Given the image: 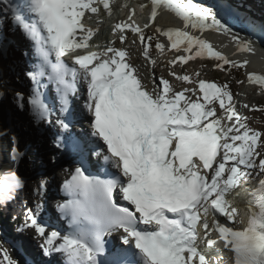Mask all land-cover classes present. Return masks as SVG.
Wrapping results in <instances>:
<instances>
[{
  "label": "snow or ice",
  "instance_id": "obj_1",
  "mask_svg": "<svg viewBox=\"0 0 264 264\" xmlns=\"http://www.w3.org/2000/svg\"><path fill=\"white\" fill-rule=\"evenodd\" d=\"M139 7L150 8L143 28L131 9L127 21L110 31L122 43L126 30L138 34L143 56L153 65V38L144 30L155 26L158 14L167 10L181 26L156 31L167 37L171 49L185 53L170 64L207 57L217 61L219 69L248 66L247 59H229L204 38L222 33L231 37L236 52H254L252 41L233 33L211 8L196 0H148ZM101 11H113L110 0H0V40H7L8 32L19 34L29 49L22 53L28 70L17 76L30 82L28 94L16 92L13 101L37 126L52 129L56 149L71 154L79 165L63 183L70 198L56 205L71 230L47 233L39 200L31 201L19 230L34 228L44 238L43 254L62 257L58 264H103L105 237L114 233L128 247L113 264H221L223 257L215 254L222 250L232 253L231 264H264V178L250 192L246 221L238 220V208L229 199L249 178L264 177L262 134L243 122L228 84L199 79L202 103L199 96L186 95H196L195 89L176 91L162 77L145 80L126 62L129 53L124 48L109 45L90 51L97 30L86 26L85 14L98 16ZM166 47L155 43L161 53ZM177 79L192 82L188 74ZM247 80L264 88V75L250 72ZM78 85L86 87L79 121L71 100L80 92ZM217 101L233 123H221ZM78 122L86 127L73 131ZM11 139L14 168L0 176V204L5 205L27 185L15 170L26 153L15 136ZM101 161L110 178L85 174L89 165ZM46 186L47 178H41L32 194L42 195ZM114 196L128 206H120ZM0 253V264H17L7 250Z\"/></svg>",
  "mask_w": 264,
  "mask_h": 264
},
{
  "label": "bare ground",
  "instance_id": "obj_2",
  "mask_svg": "<svg viewBox=\"0 0 264 264\" xmlns=\"http://www.w3.org/2000/svg\"><path fill=\"white\" fill-rule=\"evenodd\" d=\"M132 1L135 2L136 0H132ZM139 1L141 3H145L146 5L148 4V0H139ZM221 1L228 3L229 8L228 9L222 8L220 6ZM196 2L202 4L205 7L211 8L214 12H216L217 16L220 17L218 19H220L222 21V23L226 22L227 19L229 18V19H231V21H235V23L238 22L239 24L240 23L251 24L253 30H255V31H257V33L261 34V36L264 39V0H196ZM132 8H133L132 3H130L126 7L124 5V8H122L121 11H124V9H127L129 11V9L131 10ZM143 10L147 15L149 12V15H150V8L146 7ZM123 15H124V13H123ZM135 17H134V20H135ZM107 18L111 19L110 16H108ZM222 18H223V20H222ZM244 22H250V23H244ZM155 26L163 29V28H166L168 26H181V25L177 22V20L175 19V17H173L172 14L167 13V14H164V16H161L160 14H158V20H157ZM227 26L229 27V25H227ZM244 28H246V27H244ZM230 29L232 31H234L233 28H230ZM150 30H151V27H149L146 32L148 33ZM129 31L130 30H126L125 33L126 32L128 33ZM109 34H110V36H107L105 38L106 39L105 40L106 46H104V47H107L109 45L113 46V44H116L117 41L119 40V38L117 36L113 37V34L112 35H111V33H109ZM194 34L199 35V33H194ZM236 34H237V36H240V35H238L239 32ZM7 37H8L7 40H0V92L4 93V95L2 97H0V158L3 161L6 159L5 147L9 146L11 148V146H12V142H11L12 133L9 134L7 139H6L4 134L7 131L10 132V129H8V126L11 125V122H12V126H13V117L15 116L14 114H15L16 109H17L16 106L11 103L10 99L12 98V92L14 90L15 91L18 90L17 84H19V81L17 79V76H19L21 73L25 72L24 66H26V59L22 55V53L28 49L26 47V42L19 36V34H14L12 32H8ZM240 37H243V38H246V39H249L252 41L253 48H254L253 53L236 52L234 42L231 40L230 36H226V35L220 34V33H213V34L204 35V38L209 39V42L212 43L213 46L217 50L224 51L225 53H228V57H232V59L237 58L238 60H241L242 56H244V55L248 56V57H245V59H247L249 61L247 68H249L250 72H255L258 74V72L260 70H262L263 73L261 75H264V45L257 43V41L255 42L248 35L240 36ZM164 39H165V41H164ZM164 39L161 40V43H164L167 45L164 52L161 53V51L158 49V51H157L158 53L151 54L152 55L151 59L156 61L155 65H153L151 63V60H149V59H147L145 61H143V58H140V57H139V59H137L138 67L142 68L143 71L145 72V74H140V76L144 77L145 80H147L149 76L154 77L155 70H158L159 67H165L166 70L168 71V73L164 72L161 75L159 74L160 77H162L164 79H168L170 84L174 87V89L176 91H183L185 88H182L180 83H173L171 81L170 77L168 76L169 73L172 74L173 71L176 72V70H175L176 68L173 67V65L170 64L166 58H162V56L164 54H167V53L174 54L175 56L178 54H185V53H183L182 51L180 53H177L175 50L170 48V42H166V39H167L166 36ZM255 47H257V48H255ZM123 48L126 50V48H128V47L124 46ZM232 53H234V54H232ZM128 59H129V57H128ZM210 61H211V58H207L205 60H200L199 58H195L193 60H189L186 64L182 63V65L184 67H186L187 65H189V66L191 65L192 67H195L194 68L195 71H198V66L199 67L203 66V65H205V63L210 62ZM246 82L248 85L254 84V83H249L248 80ZM256 85L261 87L259 84H256ZM12 89H14V90H12ZM84 93H85V97H86V92H84ZM198 94H199L198 90H196V95H192L191 92L188 93L189 96H192V99L196 98ZM80 114H79L78 108L76 107V114L74 116L75 119L76 118L78 119ZM43 128L45 129L47 135H49L50 144L52 146L51 148H52V151L55 155L54 157L57 158L59 156V153L61 154V152L58 149H56V147L53 144V130L46 128V126H44ZM79 128L80 127H78L76 125V127L74 126L73 129H74V131H77V130H79ZM5 129L7 131H4ZM256 129H258V128H255V130ZM256 131H258V130H256ZM27 146H29V147L31 146L32 149L34 147V145H31V144L29 145L26 143L25 147H27ZM37 155H38L37 151H35L33 153V156H34L33 158L36 161L37 166H38L37 174L35 176L36 181L34 180V177H32V178L30 177L29 179L26 178L24 172L21 170L22 168L21 169L18 168L19 166L16 167L15 170L18 172V175H20L21 178L25 179L27 182L26 188L24 190L19 191L18 195L16 196V198L13 201L8 202L6 205L0 204V209H2L0 212L3 211V213H7L10 211V212L16 213L20 210L22 211V209L23 208L25 209L26 207L32 208L33 205L30 201V198H31L30 193L31 192H30V189H28V186H29L28 183H32V181L34 180L35 186H36V184L39 182V180L41 178H44L43 176H46V178H47V186H46L47 188H46V191L44 194L46 205H47V203H49L50 198H52V197L53 198H57V197L60 198L62 196V193L60 191V187H61V184H63V182L67 179L65 177L70 175L69 171L74 169L76 166H79V165L74 163L73 159L72 160L66 159L64 161L59 162V164L56 166H54V164H53V166L45 167L46 168V170H44L45 174H43V172L41 174V170H42L41 163L38 160ZM13 168H14V165H12V169ZM57 171H58V173H57ZM58 180H60V183L58 184V187L56 189V184H57ZM18 198H20V201ZM229 199H231L233 204L238 208V212H243L245 214V216L249 215L248 206H246V207H243V205L240 206L241 204H239L240 201H239L238 197H235L234 194H231L229 196ZM26 201H27V203H25ZM45 203L44 204L42 203L43 209L40 212V217H45L46 214H49L52 216H54V214H55L56 215L55 217H57L59 212L57 211L56 206L52 204V206L54 208V213L53 212L48 213L45 210V206H46ZM16 208L19 210L15 211L14 209H16ZM10 212L8 213V216H7V220H8V221L6 220L7 223L10 222L9 221L10 215L13 214ZM220 218H221V220H223V217H220ZM227 223L229 225L231 224L229 221ZM18 226L19 225L11 224L12 231L14 232V234L17 232ZM31 235H32V233L29 231V229L26 228V234L25 235L22 233V234H18V235L13 236L9 232V230L6 228V226H4L2 224V221L0 223V236L1 237L2 236L7 237L9 243H11V244L13 243L12 249L15 250V253L16 252L18 253L19 249L24 250L26 248V253H27V250H28V253H30L29 258L31 257L30 258L31 264H45L44 263L45 261L42 258L43 252H40L38 250V247L36 245V241L33 237L31 238ZM122 246H123V244H122ZM123 249H127V247L124 246L122 248V250ZM231 258H232V253L228 252L227 256L226 255L223 256L221 264H231ZM213 259H215V257H213ZM22 261H23V259H22ZM23 263H26V262L23 261Z\"/></svg>",
  "mask_w": 264,
  "mask_h": 264
},
{
  "label": "rangeland",
  "instance_id": "obj_3",
  "mask_svg": "<svg viewBox=\"0 0 264 264\" xmlns=\"http://www.w3.org/2000/svg\"><path fill=\"white\" fill-rule=\"evenodd\" d=\"M129 11H130V9H129ZM114 12L119 17L121 15H123V13H124L123 11H121V9L119 11L114 10ZM115 14L113 13L112 16H110V17L115 16ZM140 17L141 16H138V15L135 17V20L138 23H141L140 20H142V19ZM228 19L224 23L226 25H229V27L233 28L235 31L241 32L238 35L245 36L246 34H249L251 37L256 39L257 42L264 45L263 37L261 36V34L257 33V31L253 30L251 24H243V23L239 24L238 22H237L238 23L237 24V23H235V21H231V19H229V20ZM122 21H124V19H122ZM244 23H250V22H244ZM105 26H108V27L105 28ZM112 26H113L112 18L111 19L106 18L105 20L102 18V22L99 25V28L96 29L98 31H97L96 35H94L92 40H91L93 46H96L100 42H104L106 40L105 38L107 36H110L109 33H111V35L113 34V37L116 36L114 33L109 31L110 29H108L109 27L111 28ZM244 27H246V28H244ZM157 28L158 27H156V26H151V30L148 33H146L145 35L153 37L155 39L156 43L157 42L161 43V40L164 39L165 36L162 33L157 32L156 31ZM124 34L126 36V41L122 43L120 40H118L116 44H113V47H116V48H123L124 46L128 47V48H126V51L129 53V58H130L128 60L131 62V64L135 68H137L139 70L140 74H145L143 69L138 67V62H137V59H139V57L143 58V61L147 60V58H145L143 56V51H142L144 44H142L140 42L138 36L135 33H132L131 31H129L128 33L126 32ZM164 41H165V39H164ZM100 50H101V48H100ZM149 51L151 54L158 53L157 52L158 49H156L155 46ZM245 57H248V56L244 55V56H242L241 59H245ZM162 58H166L170 62L171 60H173L175 58V55L171 54V53H167V54H164L162 56ZM234 60H238V59L236 58ZM216 63H218V62L211 58L210 62L205 63V65H203V66H200V67L198 66V71H195L194 70L195 67H192L191 65L190 66L187 65L186 67H184L181 62L177 61L175 64H172L173 67L176 68L175 69L176 75H172L171 73H169L168 76L170 77V79L173 83H180L182 88L198 89L199 90V83H198L199 79H204L207 82H213V83H216L218 85H222V84L230 85L231 88L233 89V91H232L233 95H235V96L237 95V97L239 99V106L240 107L237 109V111H239L242 114V117L244 118L243 122L245 124H247V126L249 128H252L254 130H255V128H258L256 130H258V132H260L262 134V139H264V89L262 87H259L256 84H251V85L247 84V82L245 81L247 70L245 68H240L242 77H241L239 82H235L233 79V76L236 74L235 70H231V68H228V67L226 69L216 68L215 67ZM164 72L168 73V71L166 70L165 67H159L158 70H155L154 77L157 79V81L159 78H161L160 75ZM184 74H188L191 77V80H192L191 83L177 79V76H182ZM19 76H22V73ZM19 86L23 90L22 91H18V90L15 91L14 89H12L15 92L14 91H13L14 93L12 92V98L10 99L11 103L14 104L17 108L16 112L14 114L15 116L13 117V124L15 125L14 130H16V132H15V134H12V137L15 136L17 138L18 146L21 147V149H20L21 152L26 153V156H25L26 158L28 156L30 157V160H31L33 167H34V169L28 175H26V173H24L25 177L28 179L30 177L31 178L34 177V180H35V176H36L37 170H38L37 163L33 158L34 157L33 153L35 151H37L38 160L41 163V168H42L41 174H42V172H43V174H45L44 170H46V168L43 166V164L41 162L42 160L40 159L41 154H40L39 148L37 147V144L35 145V142L33 141L35 139V136L37 137V142L39 143V147H41V149L44 151L42 157H43L47 167L53 166V164H54V166H56L59 164L60 161L58 159H55V161H53V159H52L55 155H54L52 148H51L52 146L50 144L49 135H47L45 129L43 128L44 125L37 126L31 120L28 112L22 111L19 107H17L16 103H14L13 96L16 92H24L25 96H27V94H28V92H27L28 85H27V82L24 78L21 79V81L19 82ZM197 96H199L201 98L200 102L203 103L204 102L203 98H202L203 94L199 92V94ZM194 99H196V98H194ZM245 105H247L248 107H244ZM214 107H219V101L216 102ZM11 126H12V122H11V125L8 126V129H11ZM11 142H12V140H11ZM26 143L29 145L30 144L34 145L33 149L31 146L25 147ZM261 151L264 152V149H261ZM18 168L21 169V167H18ZM21 170L24 172L23 168ZM57 173H58V171H57ZM43 177L46 178V176H43ZM34 180L32 181V183H28V185H29L28 189H30V192H31L30 193V197H31L30 201L39 200L44 204L45 203V197H44L45 192H43L42 195H38V196H34L32 194L31 190L33 189V187H35ZM59 183H60V180L57 181L56 189H57ZM18 199L20 201V198H18ZM239 201H240L239 204H241L240 206L243 205V207H245L244 206V205H246L245 202L242 200H239ZM45 205H46V203H45ZM52 207L53 206H52V204H50V199H49V203H47V205L45 206V210L48 213H52V212L54 213V208H52ZM1 210L2 209H0V211ZM14 210L17 211L19 209L16 208ZM9 212H7V213H3V211L0 212L1 218H2V224L4 226H6V228L9 230V232L13 236L18 235V234H22V233L25 235L26 229L19 230L21 228V225L18 226L17 232L14 234V232L12 231V227H11L10 222L7 223V221H8L7 216H8ZM10 213H15V212H10ZM210 219H211V217H210ZM31 238H32V235H31ZM12 245H13V243L12 244L9 243L7 237H5V236L1 237L0 236V250H7V253L10 255L11 259L13 261L17 262L16 258H12V256H13L12 254L13 253L16 254L15 250L12 249L13 248ZM0 254H2V253H0ZM215 255H220V253H216ZM215 255L213 257H215Z\"/></svg>",
  "mask_w": 264,
  "mask_h": 264
},
{
  "label": "trees",
  "instance_id": "obj_4",
  "mask_svg": "<svg viewBox=\"0 0 264 264\" xmlns=\"http://www.w3.org/2000/svg\"><path fill=\"white\" fill-rule=\"evenodd\" d=\"M151 37V36H150ZM153 38V37H152ZM155 46V39L153 38L152 40H151V42H150V48H149V50H151L153 47ZM232 70H235L236 72V74L233 76V79H234V81L235 82H239L240 81V79H241V71H240V68H238V69H235V68H233ZM23 74V73H22ZM25 80H26V78H24ZM229 88H230V90H231V92L233 91V89L231 88V86L229 85ZM20 164L21 165H23L25 168H26V173H30L33 169H34V167H33V164H32V162H31V160H30V157L28 156L27 158L26 157H24L21 161H20ZM11 222H14V218H11Z\"/></svg>",
  "mask_w": 264,
  "mask_h": 264
},
{
  "label": "water",
  "instance_id": "obj_5",
  "mask_svg": "<svg viewBox=\"0 0 264 264\" xmlns=\"http://www.w3.org/2000/svg\"><path fill=\"white\" fill-rule=\"evenodd\" d=\"M208 34H211V33H208ZM222 34V33H221ZM247 71H250L249 70V68H245ZM260 70V69H259ZM253 71V70H252ZM236 72V71H235ZM260 73H263L262 72V70H260ZM14 124H13V126H12V133L13 134H15V132H16V130H14ZM34 142H35V145L37 144V147L39 148V151H40V156L42 157V155H43V153H44V151L41 149V147H39V143L37 142V137L35 136V139L33 140ZM42 163H43V165H44V167H47V165H46V163H45V161H44V159H43V157H42Z\"/></svg>",
  "mask_w": 264,
  "mask_h": 264
}]
</instances>
